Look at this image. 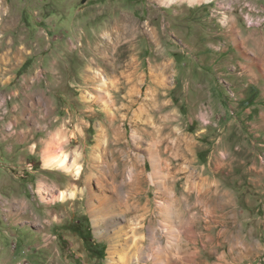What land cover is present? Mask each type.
Listing matches in <instances>:
<instances>
[{"label":"rangeland","instance_id":"rangeland-1","mask_svg":"<svg viewBox=\"0 0 264 264\" xmlns=\"http://www.w3.org/2000/svg\"><path fill=\"white\" fill-rule=\"evenodd\" d=\"M2 55L0 264H264V0H0ZM55 141L79 181L44 167ZM97 145L150 202L113 261Z\"/></svg>","mask_w":264,"mask_h":264},{"label":"bare ground","instance_id":"bare-ground-1","mask_svg":"<svg viewBox=\"0 0 264 264\" xmlns=\"http://www.w3.org/2000/svg\"><path fill=\"white\" fill-rule=\"evenodd\" d=\"M136 26H137L136 23H133V22L130 23V22H127L125 20V22L123 21V23H121L120 29H122L123 32L132 31ZM55 136H57L59 138V140L63 139L62 138L63 136H62L61 132H59V131H57ZM54 143L55 144L49 148L50 150L45 151L43 154L44 167L50 171H57V172L65 173V174L73 177L74 180L79 181V179L82 177V174H83V166L81 165V162H80L81 153L79 152V150H77L71 156V154L64 151L62 141H60V142L55 141ZM97 146L98 147L95 148L94 153L92 154L91 161L93 162V165L99 170L98 173H100V175H98V177H96V180H95V183L98 186V191H96L94 189V186L92 185L93 177L92 176L87 177L88 179L86 182L88 184V196H89L88 207L92 211L93 215L95 216L96 223L98 225L100 224L101 226L110 228L112 231V232H108V230H107L103 233V235H105V237H107V239H111V241H112L111 242L112 244L110 246V258L109 259L111 261H113L114 255L116 254V251H118V248L120 246L127 248V250H128V246H129L128 244H129V241H131V240H129V237H128L130 235L128 229H130V231H131L130 233L132 235V238H136L137 235L141 234L143 231V227L141 226V224H134V223H136L134 221H133L134 223L132 221H129V222H127L128 223L127 225L122 226V222L124 220V217H126L127 215H130V216L138 215L140 210H142V211L148 210L149 209L148 205L150 202H148V204L142 206L139 200H135L133 202L132 199H135V198H130L131 193L133 194L134 191L140 189V187H141L140 185H142L141 179H142L143 175L145 174V169H142V168H141V170L136 169L137 172L134 173L132 166H128V164L126 162L123 163L124 165L128 166L126 171L124 169L120 168V166H122V164H121L122 162L120 163V166L117 163L118 165H116L115 167H113V165L110 167L109 166H105V167L103 166L100 169V166L97 165L96 163H99L101 161L100 159L102 157H99L100 156L99 151L101 152V148L99 145H97ZM178 149L179 148H177V150ZM145 163H146V161H145ZM125 172H127V177L125 176V179L121 183H119V182L116 183L115 182L116 177L118 175L120 176V175L124 174ZM110 175L115 179L110 178L112 180L109 181L108 177ZM128 187H129V190L127 192L126 188H128ZM108 190H113L114 194L113 195L108 194L109 193ZM77 195H78V191H77L76 187H73L72 189L61 191V193L59 194V199H62L65 201L68 199H71V200L75 201L77 199ZM136 195H138V194H136ZM131 201L133 203H131ZM144 214H142V215H144ZM134 218H135V216H134ZM128 219H130V217ZM135 242L136 241H134V243ZM134 246H135L136 251H138V250H140L141 244H140V246L138 244H136ZM124 248H121V250L122 249L124 250ZM132 248H134V247H132ZM129 249H131V248H129ZM127 258H129V257H127Z\"/></svg>","mask_w":264,"mask_h":264},{"label":"crops","instance_id":"crops-1","mask_svg":"<svg viewBox=\"0 0 264 264\" xmlns=\"http://www.w3.org/2000/svg\"><path fill=\"white\" fill-rule=\"evenodd\" d=\"M6 61V57L4 55H2L0 57V82L2 84H5L6 83V86H8L12 80L14 78H9L8 74L9 73H12V69H13V66H9L8 64H6V66L3 65V61ZM32 80V78H31ZM28 96V95H27ZM29 96H31L32 98H34V96L31 94H29ZM57 133V132H56Z\"/></svg>","mask_w":264,"mask_h":264}]
</instances>
